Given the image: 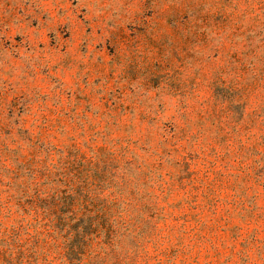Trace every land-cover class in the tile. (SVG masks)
Wrapping results in <instances>:
<instances>
[{
    "label": "rangeland",
    "instance_id": "rangeland-1",
    "mask_svg": "<svg viewBox=\"0 0 264 264\" xmlns=\"http://www.w3.org/2000/svg\"><path fill=\"white\" fill-rule=\"evenodd\" d=\"M81 219L74 264H264V0H0V264Z\"/></svg>",
    "mask_w": 264,
    "mask_h": 264
},
{
    "label": "trees",
    "instance_id": "trees-1",
    "mask_svg": "<svg viewBox=\"0 0 264 264\" xmlns=\"http://www.w3.org/2000/svg\"><path fill=\"white\" fill-rule=\"evenodd\" d=\"M46 228L62 238V245L64 251V258L68 264L79 262V256H83L88 244L95 236L102 232L97 225L84 220H74L70 224L64 223L59 226L47 225ZM111 230L104 229L103 234L106 239H110ZM97 238V237H96Z\"/></svg>",
    "mask_w": 264,
    "mask_h": 264
}]
</instances>
